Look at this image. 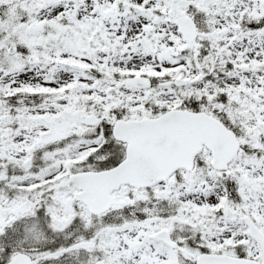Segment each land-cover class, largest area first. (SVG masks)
Listing matches in <instances>:
<instances>
[{
    "label": "snow or ice",
    "instance_id": "1",
    "mask_svg": "<svg viewBox=\"0 0 264 264\" xmlns=\"http://www.w3.org/2000/svg\"><path fill=\"white\" fill-rule=\"evenodd\" d=\"M0 264H264V0H0Z\"/></svg>",
    "mask_w": 264,
    "mask_h": 264
}]
</instances>
